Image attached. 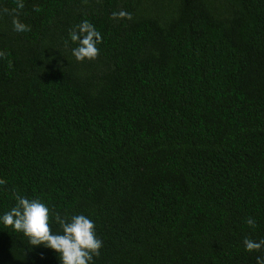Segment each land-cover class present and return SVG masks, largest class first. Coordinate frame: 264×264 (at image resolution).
Segmentation results:
<instances>
[{
  "label": "trees",
  "instance_id": "obj_1",
  "mask_svg": "<svg viewBox=\"0 0 264 264\" xmlns=\"http://www.w3.org/2000/svg\"><path fill=\"white\" fill-rule=\"evenodd\" d=\"M0 53V213L88 215L94 264L264 259V0H0ZM0 264L59 262L0 228Z\"/></svg>",
  "mask_w": 264,
  "mask_h": 264
},
{
  "label": "clouds",
  "instance_id": "obj_2",
  "mask_svg": "<svg viewBox=\"0 0 264 264\" xmlns=\"http://www.w3.org/2000/svg\"><path fill=\"white\" fill-rule=\"evenodd\" d=\"M16 8H23V0H16ZM112 15L130 18V14L124 11ZM12 27L17 33L29 30L26 24L15 17ZM68 42L75 45L70 49L75 61H90L97 57L102 37L92 23L82 20L68 32L66 45ZM2 183L0 181V186ZM14 200L13 206L0 213V228L22 235L30 248L42 246L52 250L59 264H94V257L100 254L102 241L97 235L94 221L88 215H62L38 198L14 195ZM245 222L248 226L255 227L252 218ZM242 243L244 251L253 252L264 246V239L254 241L245 237ZM256 264H264V259L257 256Z\"/></svg>",
  "mask_w": 264,
  "mask_h": 264
}]
</instances>
